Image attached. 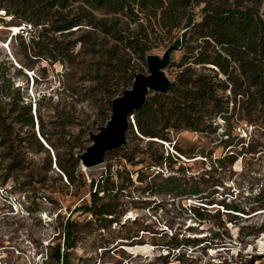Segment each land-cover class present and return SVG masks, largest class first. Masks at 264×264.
Listing matches in <instances>:
<instances>
[{
    "label": "rangeland",
    "instance_id": "1",
    "mask_svg": "<svg viewBox=\"0 0 264 264\" xmlns=\"http://www.w3.org/2000/svg\"><path fill=\"white\" fill-rule=\"evenodd\" d=\"M255 1L264 7V0ZM204 5L195 0L190 6L196 22ZM94 15L112 16L105 10ZM5 21L0 23V72L5 81L0 97L5 117V128L0 129V264H60L51 253L56 244L63 243L61 224L67 219L77 225L75 247L68 250L71 264H264V129L258 126L262 113L248 118L239 108L230 107L229 123L217 116L214 133L179 131L163 147L149 145L151 139L141 138L130 119L127 150L121 147L106 155L102 165L83 169L77 155L90 145L88 133L104 126L110 101L130 88L132 74L147 73L144 61L101 34L82 44L78 40L87 31L82 30L63 39L77 42L69 63L39 58L29 62L30 54L22 52L14 35L21 28H10L23 24ZM129 29L133 31L134 24ZM153 29L147 54L161 57L181 30L166 34L157 25ZM22 36L29 37L26 31ZM93 42L97 45L91 47ZM199 44L190 33L186 45L171 52L164 69L170 80L176 79L184 59L198 53ZM218 94L227 96L229 91ZM26 103L31 107L32 129L16 125L7 135L6 127ZM37 124L46 134L41 140ZM225 131L230 132V146L221 142L227 138L221 136ZM177 149L188 153L189 159ZM161 153L178 156L182 162L170 169L163 165V173L157 175L161 170L153 166L154 159ZM228 155L234 163L230 164ZM126 156L133 161L126 162ZM73 158L78 160L80 175L70 183L59 164L68 167ZM218 159L223 161L222 168ZM213 163L216 170L210 167ZM179 165L185 176L181 182L202 191L209 205L161 189L163 178L180 177ZM108 170L112 175L120 171L114 179L121 206L116 222L97 229V223L87 224L91 216L80 207L90 201L91 179L98 180ZM221 204L239 206L244 213L226 210ZM200 206L203 210L197 209Z\"/></svg>",
    "mask_w": 264,
    "mask_h": 264
},
{
    "label": "trees",
    "instance_id": "2",
    "mask_svg": "<svg viewBox=\"0 0 264 264\" xmlns=\"http://www.w3.org/2000/svg\"><path fill=\"white\" fill-rule=\"evenodd\" d=\"M194 1L0 0V23L5 24V20L9 18L23 24L14 35L19 40L22 52L30 54L26 55L29 62L36 60L33 58H39L51 63L57 60L69 63L77 42L65 43L63 39L87 30L83 31L78 40L82 44L89 43L92 36L101 34L104 38L119 44L123 50L139 54L146 66V56L150 50L146 44L149 43V33L155 34L154 25L164 30L166 34L181 30L180 36L173 43V51L181 50L186 45L189 34H195L200 40L198 53L184 59L185 62L180 65L182 68L180 73L175 80H170L166 94L149 92L143 108L132 116L138 135L141 138L156 140L147 141L149 145L163 147L164 143L172 141L171 135L179 131L203 135L214 133L217 126L213 124L217 116H222V119L229 123L233 116L229 115L230 107L239 108L248 118L256 112L262 113L264 117V7L261 9L255 0H197L204 1L205 5L201 9L200 21L196 22L190 11ZM245 1L248 3L244 4ZM100 10H105L112 16L97 18L94 12ZM131 24L135 26L133 31L129 29ZM26 28L32 31H27ZM25 31L29 35L28 39H23L22 34ZM96 45L97 43L93 42L90 46ZM114 57L115 53L111 58ZM191 58L192 62L188 63ZM195 66L210 73H198ZM4 82V75L0 72V97L4 96ZM219 90L223 94L229 91V94L219 95ZM20 109L21 111L12 118V123L6 127L9 128L7 135L12 133L11 130L16 125L32 129L30 103H26ZM3 111L4 109L0 107V129L5 128ZM12 112L15 113V110ZM36 112L37 107L34 104L33 113L37 121ZM258 126L264 129V118ZM131 128L129 123V129ZM37 131L40 140L46 136L42 125L38 127L37 124ZM221 136L227 137L221 142H230L229 131L223 132ZM31 137L34 138V134ZM3 141L5 142V139ZM123 147L127 150L126 145ZM177 152L184 158L189 156L180 149H177ZM108 154L110 152L106 155ZM227 159H231L230 164L235 161L232 155H228ZM125 160L128 163L133 161L129 156H126ZM181 162L178 156L169 153L165 156L161 153L154 159L153 166L160 168L161 171L157 172L159 175L163 173V165L170 169ZM217 163L218 168L223 167L222 160L218 159ZM15 166L13 164L10 170ZM214 166L215 163L211 164V169H215ZM77 167L78 160L74 158L68 167L59 164V168L70 183L73 182L75 175L79 174ZM183 171V166L179 165L177 173L180 177L169 175L163 178L161 189L186 197L188 200L196 198L197 203L209 205L204 203L208 202V197L202 195V191L181 182L185 179ZM124 173L127 176L126 181L131 183L128 171L124 170ZM119 176V170L114 175L108 170L98 180L91 179L90 201L80 207L84 214L88 213L91 216L92 220L87 224L95 222L97 229H104L116 222L115 214L121 204L116 198L118 193L115 191L114 178ZM104 199L107 200L103 201ZM221 206L232 212L244 213L239 206L226 204ZM200 207L197 209L203 210L202 206ZM196 214L202 218L201 213ZM61 229L63 243L53 247L51 257L57 263L71 264L68 250L75 247L77 225L67 219L61 224Z\"/></svg>",
    "mask_w": 264,
    "mask_h": 264
},
{
    "label": "water",
    "instance_id": "3",
    "mask_svg": "<svg viewBox=\"0 0 264 264\" xmlns=\"http://www.w3.org/2000/svg\"><path fill=\"white\" fill-rule=\"evenodd\" d=\"M173 50V46L169 47L161 57L147 55V73H133L130 88L111 100L109 119L104 126L98 128L96 133H88L91 143L85 151L77 155L81 168L91 169L102 165L107 153L126 145L129 120L133 113L143 108L149 92L167 93L171 81L164 73V69L169 63L170 53ZM151 141L156 140L151 139Z\"/></svg>",
    "mask_w": 264,
    "mask_h": 264
},
{
    "label": "bare ground",
    "instance_id": "4",
    "mask_svg": "<svg viewBox=\"0 0 264 264\" xmlns=\"http://www.w3.org/2000/svg\"><path fill=\"white\" fill-rule=\"evenodd\" d=\"M11 28H13L15 30V28H19L18 26H12Z\"/></svg>",
    "mask_w": 264,
    "mask_h": 264
},
{
    "label": "built area",
    "instance_id": "5",
    "mask_svg": "<svg viewBox=\"0 0 264 264\" xmlns=\"http://www.w3.org/2000/svg\"><path fill=\"white\" fill-rule=\"evenodd\" d=\"M131 120H133L132 117H131Z\"/></svg>",
    "mask_w": 264,
    "mask_h": 264
}]
</instances>
